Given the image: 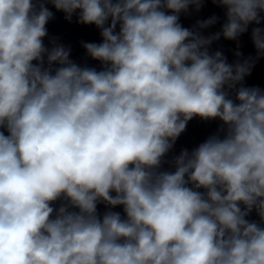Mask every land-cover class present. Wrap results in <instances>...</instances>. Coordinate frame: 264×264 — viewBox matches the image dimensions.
<instances>
[{
  "label": "clouds",
  "instance_id": "1",
  "mask_svg": "<svg viewBox=\"0 0 264 264\" xmlns=\"http://www.w3.org/2000/svg\"><path fill=\"white\" fill-rule=\"evenodd\" d=\"M208 2L219 31L182 24ZM53 9L98 30L84 63ZM262 25L264 0H0V264H264Z\"/></svg>",
  "mask_w": 264,
  "mask_h": 264
},
{
  "label": "water",
  "instance_id": "2",
  "mask_svg": "<svg viewBox=\"0 0 264 264\" xmlns=\"http://www.w3.org/2000/svg\"><path fill=\"white\" fill-rule=\"evenodd\" d=\"M53 11L55 12L54 9ZM214 14L220 17V22L212 28L205 30L204 34L207 35L209 33L219 31L221 24L224 21L223 9L216 7L210 2L206 3L204 8L199 13L192 11V14L187 17L182 14L181 22L185 27H191L195 24L197 19H206ZM251 27L252 26H250L248 33L239 38L241 50L245 56L255 54V50L250 39ZM47 28L49 36H58L60 37V42L64 43L66 46H71L72 53L70 58L81 64L85 62V52L80 46V41L99 42L100 40L99 32L94 26L79 25L75 22V17L73 18V21L69 23L64 19L63 13L59 12H55V18L48 23ZM47 43L48 40L46 38L45 44ZM235 46V41H226L221 39L219 42L214 43L212 48L213 50L218 48L223 49L231 62L234 59L232 50L235 49ZM87 63L91 66H98V62L90 59H87ZM246 83L248 86L258 85L264 89V58L257 62L251 76L246 78ZM218 124V121L204 122L199 118H195L190 121L187 126V130L180 136L175 145L174 154H179V151L182 148H188L191 150L196 147L216 130ZM103 210L104 208L101 205L100 211L102 212ZM116 210L121 211V209ZM251 218L256 219L255 214H253Z\"/></svg>",
  "mask_w": 264,
  "mask_h": 264
}]
</instances>
